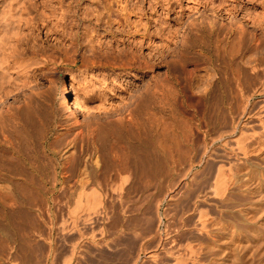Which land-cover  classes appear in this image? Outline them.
Returning a JSON list of instances; mask_svg holds the SVG:
<instances>
[{"label": "rangeland", "instance_id": "1", "mask_svg": "<svg viewBox=\"0 0 264 264\" xmlns=\"http://www.w3.org/2000/svg\"><path fill=\"white\" fill-rule=\"evenodd\" d=\"M107 1L110 7L106 9ZM89 2L83 0L82 7ZM99 8L105 10L96 25V50H91L93 41L87 32L93 20L80 18L71 37L65 32L61 42L54 36L44 42L45 48H54L48 51L66 57L67 62L42 69L37 83L17 95V104L31 101L39 117V134L26 163L34 165L46 185L40 187V200L32 205L0 202V264H173L176 257L183 264H264V129L254 116L247 115L248 125L234 134L228 132L225 142L229 145L247 136L245 142L251 145L246 164L214 140L222 130L229 131L232 118L242 113L237 95L220 92L223 84H218L217 77L219 69L225 70L222 50L229 48L239 32H244L246 46L254 34L257 42L244 48L243 61L264 63V0H100ZM241 11L252 21H245ZM40 35L45 40L44 31ZM254 44H259L258 50ZM213 53L220 55L215 62L210 60ZM72 84L76 91L93 85L105 101L89 116L78 113L74 118L61 105L59 93L62 86L70 89ZM213 100L218 105L215 111L210 106ZM254 100L251 113L264 111L261 97ZM144 103L147 112H142ZM137 121L149 140L157 130L169 134L174 129L182 150L193 157L197 155L193 147L200 148L204 141L214 147L206 165L195 169L191 187L168 186L173 175L165 167L163 185L157 191L135 185L129 191L132 197L157 193L156 201L119 204L115 188L119 178L112 169L115 164L110 167L113 138L103 141L100 129L118 124L136 131ZM129 143L136 145V139L129 136ZM219 165L226 172V194L212 196ZM95 173L103 182L98 189L105 200L97 207L98 213L85 221L89 211L85 205L78 206L75 198L82 182ZM105 179L116 184H106ZM91 189L88 185L87 190ZM4 193L0 191V197ZM45 197L49 202L41 201ZM28 212L31 226L20 216ZM202 220L210 231L199 226ZM155 249L161 258L152 260L149 253ZM192 249L198 252L194 263L190 262ZM165 250L180 254L165 255Z\"/></svg>", "mask_w": 264, "mask_h": 264}, {"label": "bare ground", "instance_id": "2", "mask_svg": "<svg viewBox=\"0 0 264 264\" xmlns=\"http://www.w3.org/2000/svg\"><path fill=\"white\" fill-rule=\"evenodd\" d=\"M89 1L90 2L87 3L86 6L82 7L83 0H0V191L5 192V196L0 197V202L24 203L32 205L37 202V200H40L37 195L38 190L43 185H46V183L44 182L42 184V180H40L39 176L35 173L36 168L33 167L34 165L26 163L28 157H30L32 148H34L33 140L35 139V137H37L36 135L39 131V126L37 123L38 114H35L36 110L30 104L31 101L30 103L29 101H27L26 104L23 105L21 103L17 104V102H19L17 95L23 90L28 89L35 83H37L36 81H38V78L42 73V69H45L46 67H48L47 69H50L49 67L54 68L56 67V65H64L67 62V60H64L66 57L64 58L62 56V58L55 55V53L53 54V52L51 53L54 48L52 49L50 47L51 51L49 50V52L47 49L50 48H48L47 46L45 48L44 42H47L49 40V37L52 36H54V38L52 37L54 40H58L59 42H61L62 40H60V37L65 38L64 36L67 33L70 35L72 28H74V26H76L80 22V18H88L91 21L93 20V22L89 24L87 32L90 40L93 41L91 43V50H96L94 48V40L96 39L97 34L96 25L99 22L100 16L105 9H103V11L100 10V0ZM120 3L121 2L118 1V4ZM109 4L110 1H107V6L105 7L106 9L110 7ZM121 9L124 8L121 7ZM77 10H81V12ZM230 13L231 11H228V14ZM241 13L242 18L245 21H252L251 17L248 16V13L242 11ZM67 29H69V32L67 31ZM43 31L44 36L46 37L45 40L40 39V33H42ZM64 42H66V40H64ZM250 42H257V38L254 34L250 35L247 46L250 45ZM70 44H72V42ZM247 46L245 43L244 32L242 31L234 37L229 48H227V46H224L222 50L223 52L221 56H223L222 60L225 63V70L223 71L222 69H219L221 71L219 72L217 77L218 84L221 82L223 84L221 85V88L223 90L220 89V92L223 94L224 92L229 91L237 95L239 98L237 101V105L242 110V113L235 118H232V126L229 131H227L226 129L225 131L222 130L218 134V137L214 139L215 142L219 141L220 145H222L223 148H230L231 152H233L234 155L238 157V161L244 163L247 160V154H249L247 153V151L249 152L248 149L251 145H248L245 142L247 136L244 138H239L232 145H229V143L227 144V142H225V138L227 137L228 132L229 134H234L240 129V127L242 128L243 126L248 125V121L246 122L245 118V116L247 115L250 117L254 116L264 129V111L258 110L253 114L251 113L249 108L256 103L254 99L258 97H261V105H258H260L261 107L264 106V63L256 61V59L253 63L243 61V57L245 56L244 48H247ZM254 47L255 50H258L259 44H254ZM219 56L220 55L218 53H216V55L213 53L210 56L211 62H215L216 60H218ZM212 57L214 58L212 59ZM225 59H227L228 61H226ZM232 64H235V67H231ZM218 67H220V64L218 65ZM217 70L218 69H216V71ZM70 86V89L72 90H70L66 86H62L59 93L61 94V105L64 107L65 111L71 114L74 118L77 117L78 113H80L83 117L89 116L90 113L95 108H97L98 105L102 104L105 101V98L101 97L100 92H98V90H96L93 85H82V88H79L78 91L75 90L73 84ZM10 99H12V101L9 102ZM210 103V106L214 107V111L218 109L217 101ZM141 109L142 112H147V104L144 103L143 106H141ZM217 116L219 117V115ZM243 117L244 119H242ZM135 123L137 126L136 131L132 130L131 127L118 124L108 125L100 129V135L103 141L106 140L107 137L113 138V141L110 143L109 147L111 152H114V161L111 162L110 167L112 168L115 164L112 169L114 170V174L116 175V177L119 178L117 184L114 182L116 184L115 188L117 190L116 199L119 204L125 202L137 203L142 200H144L145 202L156 201L155 199L157 197V193L132 197L129 195V191L134 185L139 189L141 188V190L152 188L153 190L157 191L163 185L161 175L165 167H167L173 175V178L168 180V186L177 188L184 185L191 187L195 179V169L198 170L199 167L201 169L206 165L211 153L214 152V147L210 146L209 143L204 141L203 145L201 144L202 146L200 148L193 147L195 149L192 151H195V154H197L193 157L188 151L182 150L181 143L179 142L174 129L169 134H164L163 129L157 130V134L155 135V137H153L152 140H149L142 132V125L139 124L138 121ZM123 135L125 136V140H127L126 142H122ZM129 136L136 139V145H132L131 143H129ZM253 136L254 135H252V138ZM255 139L256 138L254 137V140ZM255 141H258V139H256ZM216 168L217 169L213 181L212 192L214 195L212 194V196L223 194L225 195L224 173L226 172H223L222 165H219ZM238 168H241V166L238 165ZM237 170L240 171V169ZM95 172H98V169H95ZM96 174L97 173H95L92 179H89V181L85 180L82 182V188L75 198V202L78 206L85 205L87 207V210L90 212H88L89 214L87 213V215L85 216V221L91 219V215L98 213L97 207L101 205L105 200L104 196L98 189V187L102 186L103 182L98 179V174ZM229 174L232 175V173ZM17 177H21L25 183H21V179H18ZM104 182L106 184H110V182L111 184H114L111 180L107 179H105ZM56 184L57 183L55 182L53 186H56ZM88 185H92L91 190H87ZM168 197L170 200L172 199L171 194H169ZM41 201L49 202V198H41ZM233 203H235V201ZM226 205L228 206V204ZM27 214L25 213L23 215H20L24 216L25 218L24 220L23 218L21 220L31 226V214H29V212ZM16 215L18 214L16 213ZM200 216L203 217V215ZM212 218H214V216H212ZM205 219L210 218L206 217ZM197 220L198 219L196 218L195 221ZM203 220L200 222L201 225L199 226L203 229L206 227L205 229L207 231V229L209 228H207V225H204ZM208 221L210 220H207L206 222ZM13 223L17 222L13 221ZM19 224L20 223H18L17 226ZM208 226L210 225L208 224ZM203 231L204 230H202L200 233H203ZM198 245L199 244H197V246ZM182 251L181 252L184 254V249ZM168 252L170 255H175L171 252V250ZM168 252H164L165 255L168 254ZM195 252L196 251H193L192 249L190 253H192V255L194 256ZM190 253H188V257H190ZM158 254L159 253L156 249L151 251V254L149 253L150 259L152 258L153 260V258H155L156 256L159 258ZM179 254L180 253H178V255ZM200 254L202 253L200 252ZM178 255L176 254L175 256ZM186 256L187 255H185V258ZM193 256L191 258L195 259L196 257ZM183 257L184 256L182 255V258ZM168 258H170V256ZM192 259L190 260L189 258L190 262L193 261L192 263H194V259ZM180 260V257H176L174 261L175 263L173 262V264H177L178 262H180ZM196 260L198 261L197 258L195 259V261ZM181 261L183 264L184 260L182 259Z\"/></svg>", "mask_w": 264, "mask_h": 264}]
</instances>
